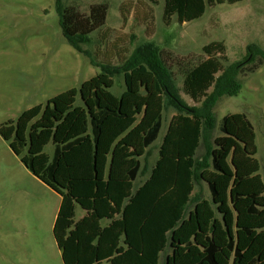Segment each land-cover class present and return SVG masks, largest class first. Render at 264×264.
I'll use <instances>...</instances> for the list:
<instances>
[{"label":"rangeland","instance_id":"1","mask_svg":"<svg viewBox=\"0 0 264 264\" xmlns=\"http://www.w3.org/2000/svg\"><path fill=\"white\" fill-rule=\"evenodd\" d=\"M63 3L84 17L92 5L106 3L105 24L87 36L82 48L94 52L100 62L119 65L137 44L152 43L188 106L195 103L183 93V80L206 58L205 45L223 41L228 64L243 61L250 44L264 50V0L217 5L182 25L174 17L169 26L161 21L164 0L157 5L149 0ZM122 14L128 15L125 24ZM237 79L240 92L220 98L213 109L217 119L230 112L225 134L216 127L211 130L217 169L211 165L201 172V184L193 193L197 200L168 234L160 264H193L207 234L220 249L217 264H246L253 258H257L255 264H264V64ZM109 95L112 100L107 101ZM142 101L145 111H140ZM99 104L117 113L97 125L102 126L100 141L94 139L91 124ZM166 104L154 76L144 66L114 78L92 67L63 37L55 0H0V264H63L52 232L63 174L59 168V174L49 181L43 172L57 145L82 137L80 144L63 153V168L72 178L98 179L102 176L95 156L103 146L101 138L108 136V124L113 120L128 124V159L123 167L129 170L140 160L141 171L147 168L137 177V183L142 182L158 158L162 137L176 113ZM159 114L163 126L144 165L142 140ZM204 153L201 143L197 159ZM117 178L127 179L126 172ZM249 195H256L258 214L248 210ZM83 213L78 208L76 218ZM230 237L241 251V260L226 248Z\"/></svg>","mask_w":264,"mask_h":264},{"label":"trees","instance_id":"2","mask_svg":"<svg viewBox=\"0 0 264 264\" xmlns=\"http://www.w3.org/2000/svg\"><path fill=\"white\" fill-rule=\"evenodd\" d=\"M243 0H164L161 21L169 26L173 18L179 25L201 18L206 10L221 4L233 5ZM153 5L159 0H149ZM62 35L72 47L89 59V63L99 73L114 78L144 66L155 78L164 94L167 104L176 113L172 116L158 149V158L149 171L148 177L137 183L141 171L140 160L127 171L125 180L70 179L55 216L52 232L60 251L63 264H160V257L168 246V234L183 219L193 200L196 186L201 184V172L215 169L212 143V129L216 127L226 133V123L230 112L218 119L213 109L217 101L224 97L236 96L242 86L237 77L246 72L254 73L264 64V50L255 44L246 47L243 61L228 64L226 47L223 41H213L202 48L206 58L186 74L182 84L183 93L195 103L188 106L181 101L168 67L159 57V51L152 43L137 44L132 53L119 65L100 62L94 52L82 48L88 42L87 36L100 29L106 21L108 5L94 4L87 16H79L63 0H55ZM135 10L133 9L132 13ZM122 22L128 20L122 14ZM148 20V19H147ZM146 24V22H145ZM132 42L135 35H131ZM115 45V44H113ZM114 49L115 47L112 46ZM110 50V49H109ZM107 50V51H109ZM97 118L93 119L92 133L97 140L104 118L117 115L96 107ZM111 114V115H110ZM244 122L250 127L245 114ZM163 117L159 114L146 130L142 140L145 149L144 165L149 157V149L158 139ZM84 139L57 145L52 160L44 168L47 179H54L64 152L80 144ZM205 153L197 159L201 145ZM214 192V185L208 184ZM256 195H249L248 210L255 209ZM234 198L238 199L237 195ZM84 213L78 219L76 210ZM205 246L193 264H217L216 256L220 249L205 235ZM226 248L235 259L241 260V251L233 238H228ZM257 258L246 264H255Z\"/></svg>","mask_w":264,"mask_h":264},{"label":"crops","instance_id":"3","mask_svg":"<svg viewBox=\"0 0 264 264\" xmlns=\"http://www.w3.org/2000/svg\"><path fill=\"white\" fill-rule=\"evenodd\" d=\"M102 104V98H99ZM112 100V95H109L107 98V101ZM99 104V106H101ZM110 110L113 112H116L115 109H113L111 106L108 105ZM141 109L145 111V101H142L141 103ZM128 114H130L129 111H127ZM124 115V114H123ZM108 117H113V116H108ZM106 117V119L108 118ZM123 123H117L116 120H113L112 123L108 124L107 126V131H108V136L107 138H101V141H103V146H100V149L98 148L97 154L95 156V162L96 164H99L98 167L100 168V173H101V178H98L99 180H125V179H119L117 176L121 172H126L128 169L123 167L124 161L128 159V142L125 141V137L128 134L130 126L127 124V126L122 125ZM102 126L98 127L99 129V135L97 139L99 140L101 133H102ZM100 141V140H99ZM99 146V142H98ZM103 147V148H102ZM122 151H124L122 153ZM63 159H65L64 154L61 156V160L59 163V166L55 172L54 178L56 177L57 171L59 168L62 171L63 174V191L58 194L59 198L62 199L67 183L70 179H95V178H72L73 176L71 175L70 172L66 173L64 167V164H62ZM106 172L107 176H104V173ZM61 202V201H60ZM60 205V204H59ZM59 208V207H58ZM58 211V210H57ZM56 216V215H55Z\"/></svg>","mask_w":264,"mask_h":264}]
</instances>
